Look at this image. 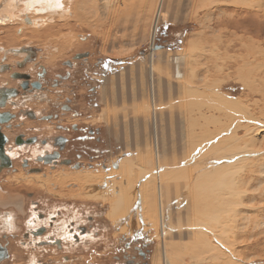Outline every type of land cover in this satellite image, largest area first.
<instances>
[{
	"label": "flooded vegetation",
	"instance_id": "flooded-vegetation-1",
	"mask_svg": "<svg viewBox=\"0 0 264 264\" xmlns=\"http://www.w3.org/2000/svg\"><path fill=\"white\" fill-rule=\"evenodd\" d=\"M85 47L51 61L34 43H0V264H152L143 225L89 196L132 154L103 112L131 60Z\"/></svg>",
	"mask_w": 264,
	"mask_h": 264
},
{
	"label": "bare ground",
	"instance_id": "bare-ground-1",
	"mask_svg": "<svg viewBox=\"0 0 264 264\" xmlns=\"http://www.w3.org/2000/svg\"><path fill=\"white\" fill-rule=\"evenodd\" d=\"M97 1L99 0H75L72 3L71 0H0V23H4L5 21L3 20L5 19L10 22L14 21L18 17V12H21L22 14L23 10L31 9L30 12L33 13L32 15L24 12L23 16L20 17L21 22L23 21L22 25L14 29L6 28L5 31H3L4 34L0 36V42H3L6 46L16 43L19 38L24 35L25 31L29 30L27 29L28 25L26 23H30L34 26V28L32 27L34 30L31 29V32L35 31V29L39 30L37 29L38 26L46 27L48 22L50 23L51 20H54L55 22V20L59 19L58 17L65 19L75 16V18L73 17L75 20L88 24L91 23L89 17L93 13L95 14L96 19L100 18L102 20L99 24L102 26H108L105 34V39L108 40L111 37L112 27H118L123 19H128L126 14L133 12L134 10L136 11V20H134L135 25L132 24L133 30L118 31L117 33L121 32V34L119 37H114V40L129 38L130 40L135 41V39L141 34L140 31L142 27L139 25L147 21L151 5H158L154 14L151 30V52L149 54L148 64H145L144 61H137L128 65L126 69L121 71L118 75L110 77L111 84H107L109 87L107 88L106 86L104 90V116H106V119L113 124L118 136L119 134L122 136L124 142L123 146H126V149H130L132 154L125 159L120 158L117 169L112 170L114 175L118 178L112 177L113 174H110L112 179H109L107 176L104 178L103 176L101 178L102 181L104 180L106 182V185L100 187V184L95 190L89 189V191H91V195L95 197L100 194V197L109 203L114 218L127 219L131 222V225H137L138 223L143 226L148 225L151 227L150 219L146 220V213L153 218L155 224L158 223L161 237L164 242L163 257L160 252L157 253L155 258H153V264H219L217 261L223 258L228 260L231 255L226 251L227 247H225V245H227L228 242L226 241L227 236L225 231L227 227H229L232 218L237 215V204H233L231 195L233 193L235 195L238 194L241 201H243V197H245L246 193V190L238 185L239 180L237 179V173L243 171L244 168L243 166L239 167V165L237 167V164L242 161L252 162V159H249L251 154L248 153L250 155H245L246 150H249L246 149V147L250 148L249 146L258 138L257 135L259 133H264V125L256 126L254 128H248L245 126L246 133L239 141V136L236 131L242 126L240 124H238L231 133L229 128H224L219 131V127L216 130L215 126L214 129L206 130L207 132L198 136L196 135V128L194 127L193 129L194 124L189 122L190 124L187 129L188 132H186L188 135H184H186V137L188 136L189 142L191 144L193 143V146L195 147L198 146V148L190 150V152H186L187 150L184 152V150L187 149L185 147L183 151L181 150V154L180 151L176 150L174 145L171 147L168 146L165 141L166 136L163 134V127L161 129L163 123L158 115L160 114L158 113V110L161 108L158 103H160V100L164 95L167 96L166 94H168V96L172 97L175 90L181 92L189 87L193 78L198 76L200 69H198V67L203 64V62L202 64L199 62L202 58L199 60L197 56L193 54H187L180 51L170 52L169 50L154 48L159 21L161 18L167 19L169 17L167 10L170 8L169 5L171 0H101V3H97ZM210 2V0H199L198 4L195 3V6L197 9L207 7ZM236 2L237 1L235 0V4ZM250 2H252V0ZM254 2L255 4L252 2L254 4L252 6L254 9L260 11L261 7L264 6V2H262V0H254ZM70 3H72L71 8H68ZM248 5L250 4L246 3L244 6ZM172 16L176 18L175 14H172ZM255 16H258V20L261 18H259V15ZM18 22L20 23V20H18ZM93 22L97 24L96 20H93ZM128 23H130V20ZM65 24L66 23H64V25ZM24 26L27 28H24ZM1 27L2 24H0V28ZM59 29V26L52 27V30L54 31H59ZM20 32L21 34H19ZM233 32L234 31H232V33ZM143 37L144 36H142V38ZM53 43L54 42H52V44ZM65 44L62 43L61 46L65 47ZM49 49H51L50 46ZM256 58L257 57L254 56L253 60H256ZM50 60L53 61L54 57L51 56ZM241 62L245 65H241L242 67L239 72L241 71L242 73V68H245V71H251V69L247 68L251 61L243 56ZM245 71L243 70V72ZM205 80L207 81L208 79ZM125 88L127 90H125ZM204 88L206 90L207 87ZM211 91L214 92L213 89H211ZM202 99L205 98L202 97ZM138 100H140V104L138 103ZM234 102L235 101L232 102L231 100L224 98L223 95L218 94L217 92L214 93L213 99L209 102L210 104H207L205 100L201 101L199 99L198 105L207 104L208 110L200 112V115L197 117L199 121L195 119L198 122L196 124L197 126H195H203L205 128V125L208 126L210 123H213V119L215 118L213 111L218 109L223 115L231 116L229 121L233 122L235 119L233 113L236 111V104ZM207 105L205 107H207ZM166 106L167 105H165V108ZM172 117L173 116L170 113V119ZM123 118L125 120L126 118H129L128 121L125 122L126 125H129L128 127L126 126V129H121L119 126L120 122H118V120ZM201 121H204L205 125H203V122L201 123ZM169 132L172 133L171 127ZM245 137L248 139H245ZM227 141L237 142L238 145L228 146L229 143ZM173 144L176 145L177 142H174ZM190 148L191 147H188V150ZM252 149L254 150L255 147H252ZM241 150H243L245 154L242 155L243 152ZM237 151L242 152L240 153L241 155H239L241 159L239 160V158H236L239 160H237L238 162L234 160L235 155L238 153ZM253 156L257 157L255 155ZM253 156L251 157L253 158ZM254 159L256 158H253V161ZM233 160L235 162H233ZM257 171L258 169H256L255 164H253V168H251L249 173L247 172L244 176L247 179V176L251 175L252 178L248 177L254 179ZM109 172L111 171L109 170ZM79 178H81V176H79ZM89 179L92 178H88L87 183ZM182 179H185L183 185L179 183ZM92 180L91 182L97 183L94 181L95 179ZM83 181L86 182V180ZM172 191H174L176 199H181L180 196L182 192L183 195H186L187 193L190 195L188 198H186L187 196H184L186 201H180L179 204L186 205V209L184 206L183 209L188 215V218L190 217L189 215L193 214V217L196 219V221L192 223L189 222L190 225L187 224L186 227L181 225L177 226L179 228H177L176 233H173L175 230H173V224L171 223V221H174V217H171V213H173V208H171ZM252 199L255 201L256 197L253 196ZM125 208L127 209L126 211ZM130 208L135 209V215ZM138 211L141 216H137ZM136 217H139V219H136ZM210 222H212L216 228H210ZM211 227L213 226L211 225ZM169 237L171 239H180L181 242H172L170 244L167 242ZM167 245H169L170 248H168ZM188 258H194L195 260L185 261V259ZM221 261H224V259Z\"/></svg>",
	"mask_w": 264,
	"mask_h": 264
},
{
	"label": "rangeland",
	"instance_id": "rangeland-1",
	"mask_svg": "<svg viewBox=\"0 0 264 264\" xmlns=\"http://www.w3.org/2000/svg\"><path fill=\"white\" fill-rule=\"evenodd\" d=\"M73 1L71 0L72 3ZM198 1L199 0H171L169 5L170 8L169 10H167L169 17L167 19L161 18L157 27V33L155 37V43L165 45L164 48H161L163 50H169L170 52L180 51L187 54H193L197 56L199 60L201 58H204L203 60L201 59L199 61L200 64H202V62L203 64L198 67V69L200 68L198 76L193 78V81H191L189 87L186 90L181 92L175 90V92L172 94V97L166 94L167 96L164 95L160 100V103H158L162 108L161 109L159 107L160 109L158 110V113L160 114L158 115L160 116L161 122L163 123V126L161 125V129L163 127V134H165L166 136L165 141L170 147L174 145L176 150L180 151L181 154V150L183 151L185 147L187 149H185L184 152L186 150V152H190V150H195L196 148H198V146L195 147L193 146V143L191 144L189 142L188 136L186 137V135H188V133L186 134V132H188L187 129L190 124L189 122H191V124H194L193 129L194 127L196 128V135L198 136L202 133L207 132L206 130L214 129L215 126L216 130L219 127V131L223 130L224 128H229L231 133V131H233V129L238 124H240L242 126L236 131L239 136V141L246 133L245 126H247L248 128H254L256 126L264 125V6H262L259 11L257 9H254V7L252 6L255 4L254 0H252L254 4L250 2L251 0H236V4L235 0H210L211 2L207 7H201L197 9L195 3L198 4ZM262 2L264 1L262 0ZM72 3L69 4L70 6L68 5V8H71ZM97 3H101V0L97 1ZM246 3H249L250 5L244 6ZM157 6L158 5L156 4L151 5V10L149 12L147 21L139 25L140 27H142L140 31L141 34L139 35L140 37L138 36L135 41H132L129 38L114 40V37H119L121 34V32L117 33L118 31L133 30L132 24H134V20H136V11L134 10L133 12L126 14L128 16V19H123L122 22L119 23L118 27H112L111 37L108 40L105 39V34L108 26H102L101 24H99L102 20L100 18L96 19L95 14L91 13L92 15L89 17V21L91 23L88 24H84L75 20V16L65 19L58 17L59 19L55 20V22L54 20H51V22L53 23H49L47 21L48 23L46 24V27L38 26L39 28L37 27V29L39 30L35 29V31L31 32L30 30L33 29L34 26L30 23H26L28 25V28L25 26L24 28H27L29 30H26L24 35L19 38L16 43L9 45L34 43L37 46H42L43 50L45 52H49L55 60L66 58L70 53L75 52L71 51L75 47V49L81 50L86 48L85 46L98 43L102 45L101 48L103 51L110 52L112 56H120V58L122 59L128 57V59L131 60L128 61L130 64H133L137 61H144L145 64H148L149 54L151 52V30ZM30 11L31 9L23 10L22 14L21 12H18V17L17 19H15L17 21L14 20L10 22L7 21V19L3 20L6 23H0L2 24V27L0 28L2 30H0V36L4 34L3 31H5L6 28L14 29L16 27H20L23 23V21L21 22L20 17L23 16L24 12L33 15V13ZM253 13L255 15H259V18H261L258 20V16H255ZM172 14H175L176 18L173 17ZM18 20H20V23L18 22ZM93 20H96L97 24H95ZM129 20L130 23H128ZM64 23L66 24L64 25ZM5 26H8L10 28ZM53 26H59L61 30L59 29V31H54L52 30ZM232 31L234 32L232 33ZM19 34H21V32ZM142 36L144 37L142 38ZM253 37H255L256 39ZM86 38H90V40L86 43H83L82 40ZM47 41H49L50 43ZM52 42L54 43L52 44ZM0 43L3 44V42ZM62 43H66L65 47L61 46ZM49 46L51 49H49ZM243 56L251 61L249 66L247 67L251 69V71L248 72V70L245 71V68H242L241 73V71L239 72L242 67L241 65H245L241 62ZM254 56L257 57L256 60H253ZM124 67L125 66H121V69L124 70ZM243 70L245 72H243ZM204 78L208 79V82ZM108 87L109 86L107 85V88ZM204 87H207L206 90ZM126 88L125 90L128 89ZM211 89H213L214 92H212ZM215 92L223 95L224 98L229 99L232 102L235 101L234 103L236 104V111L233 113L235 117L233 122L235 123L229 121L231 116H225L220 112L219 109H214L215 111H213V114L215 118L213 119V123H210L208 126H206L204 121H201V123L203 122V125H205V128L203 126L196 127V124L198 123L197 121H199L197 117L200 115L201 111L205 112L208 110L207 104L213 99V95ZM202 97H204L205 99H202ZM199 99L201 101L205 100V102H207V107H205L206 105L204 104L198 105ZM138 101L137 102L140 104V100ZM165 105H167L166 108ZM241 108H244L245 110ZM169 112L173 116L171 119ZM163 114H165L166 116ZM128 119L129 118H126L125 120L123 118L118 120V122H120L119 126L121 129H126V126H129L125 123L126 121H128ZM170 127L172 133L169 132ZM257 136L258 138L256 139V141L249 146L250 148L246 147V149H249L248 151L246 149H243L246 150V154L243 150H241L243 153L241 151H237L238 153L237 155H235V159L233 158L234 160H236V162H238L241 159V157L239 156L241 155L240 153H242V155L245 154L246 156L250 154L251 156H257H253V158H256L254 159V161L250 156L249 159H252L251 163L249 161H242L237 164V167L239 165V167L243 166L244 168L243 171L237 173V179L239 180L238 185L241 186L242 189H245L246 193L245 197H243V201H241L238 194L235 195L233 193L235 196L233 194L231 195L233 204H237V215L232 218V221H230L229 223V227H227L225 231V234L227 236L226 241L228 242L225 247H227L226 251L231 256H229L230 258L228 260L223 258L224 261H221L223 259L217 261L219 264H264V133H259ZM245 139L248 138L245 137ZM174 142H177V144H173ZM227 142L229 143L228 146L238 145L237 142ZM188 147L191 148L188 150ZM252 147H255V149L253 150ZM236 158H239V160ZM234 160L233 162H235ZM253 164H255L256 169H258V171L255 173V178L251 179L252 176L248 175L251 178L247 176L246 179L244 175L247 172L249 173L250 169L253 168ZM184 181L185 179H182L179 181V183L183 185ZM88 192L90 197H95L91 195V191ZM184 196H187L186 198L190 197L188 193L186 195H183L182 192L180 196L181 199H176L174 191L171 192V208H173L171 217H174V221H171V223L173 224V230H175L173 233L177 232L176 230L177 228H179L177 226L181 225L186 227L187 224L190 225V223L196 221V219L193 217V214L189 215V218L187 217L188 215L183 209V206L186 209V205H180L181 203L179 204L180 201H186V198ZM251 196L256 197L255 201ZM96 197H99V194ZM130 209L133 210V214L135 215V209ZM126 210L127 209L125 208V211ZM139 211L137 213V216H141ZM145 215L146 220L150 219L151 227L147 225L139 228H142L146 233V237L149 240L153 241V258H155V256L159 252L162 256L164 242L163 238L161 237L159 225L157 221V224L154 223V220L153 218H151V216L147 215L146 213ZM115 219L118 220V218ZM119 219L121 221L126 220L127 223L131 225V222L129 220L122 218ZM136 219H139V217H136ZM211 225L213 227H211ZM210 228H216V226H214V224L210 222ZM167 242L171 244L172 242H181V240L177 238L171 239L169 237ZM167 247L170 248L169 245H167ZM187 260L192 261L195 259H185V261Z\"/></svg>",
	"mask_w": 264,
	"mask_h": 264
},
{
	"label": "water",
	"instance_id": "water-1",
	"mask_svg": "<svg viewBox=\"0 0 264 264\" xmlns=\"http://www.w3.org/2000/svg\"><path fill=\"white\" fill-rule=\"evenodd\" d=\"M0 8H1V6H0ZM164 47H165L164 44H159V43H155V44H154V48H155V49L164 48ZM6 254H7V252H6L5 247L0 243V261H1L3 258L6 257Z\"/></svg>",
	"mask_w": 264,
	"mask_h": 264
}]
</instances>
